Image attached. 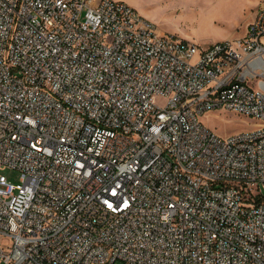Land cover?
I'll list each match as a JSON object with an SVG mask.
<instances>
[{
	"label": "built area",
	"instance_id": "2783aa9c",
	"mask_svg": "<svg viewBox=\"0 0 264 264\" xmlns=\"http://www.w3.org/2000/svg\"><path fill=\"white\" fill-rule=\"evenodd\" d=\"M118 261L264 264V5L202 45L125 0H0V262Z\"/></svg>",
	"mask_w": 264,
	"mask_h": 264
},
{
	"label": "rangeland",
	"instance_id": "374dc122",
	"mask_svg": "<svg viewBox=\"0 0 264 264\" xmlns=\"http://www.w3.org/2000/svg\"><path fill=\"white\" fill-rule=\"evenodd\" d=\"M125 1L153 21L158 34L176 36L202 45L243 36L247 25L264 5V0ZM202 121L223 137L258 126L254 117L226 110L208 112L202 116ZM5 173L12 182H20L19 170L7 169Z\"/></svg>",
	"mask_w": 264,
	"mask_h": 264
}]
</instances>
